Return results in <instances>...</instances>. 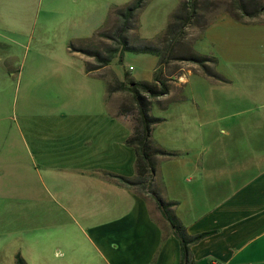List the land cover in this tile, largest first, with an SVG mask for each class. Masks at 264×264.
<instances>
[{"label":"rangeland","instance_id":"1","mask_svg":"<svg viewBox=\"0 0 264 264\" xmlns=\"http://www.w3.org/2000/svg\"><path fill=\"white\" fill-rule=\"evenodd\" d=\"M184 1L189 0H145L125 34L129 46L159 47L167 58L160 65L161 58L151 54L122 53L111 38L125 21L119 12L136 0H0V19L6 18L0 20V144L8 140L18 150L31 148L36 182L44 165L34 146L55 156L91 115L107 117L109 152L131 129L130 120L119 114V106L134 105L131 95L119 90L106 103L86 73L87 67L104 65L86 62L84 50L112 57L102 71L107 96L108 82L153 83L161 71L170 91L152 102L150 114L163 121L152 128L151 140L169 153L201 130L208 133L205 143L214 145L226 139L224 130L247 127L249 115L264 113V15L242 16L234 0H198L195 17L186 24ZM103 32L107 38L100 36ZM196 57L214 62L188 60ZM254 84L258 87H250ZM258 148L264 153L263 145ZM60 203L53 207L68 226L15 222L10 237L0 238V264H16L18 255L27 264H107L106 251L92 247L87 231Z\"/></svg>","mask_w":264,"mask_h":264},{"label":"crops","instance_id":"2","mask_svg":"<svg viewBox=\"0 0 264 264\" xmlns=\"http://www.w3.org/2000/svg\"><path fill=\"white\" fill-rule=\"evenodd\" d=\"M94 59L89 55L85 60ZM104 70L106 64L87 67L86 73L105 98ZM260 98L264 102V95ZM121 116L130 120L131 129L114 140V151L107 148V117L94 115L55 156L53 150L34 146L44 165L35 171L39 183L33 178L31 148L18 150L8 140L0 144L1 239L24 219L68 226L53 207L62 201L73 223L87 231L92 247L106 251L107 264H181L180 242L157 203L112 178H132L136 172V149L127 143L133 123ZM224 131L226 141L207 145L208 133L201 130L184 146L168 150L175 156L159 157L155 189L163 201L173 203V215L190 236L212 233L191 246L195 264H264V153L258 148L264 140H257L264 137V113L249 115L247 127ZM195 141L200 146H191Z\"/></svg>","mask_w":264,"mask_h":264},{"label":"trees","instance_id":"3","mask_svg":"<svg viewBox=\"0 0 264 264\" xmlns=\"http://www.w3.org/2000/svg\"><path fill=\"white\" fill-rule=\"evenodd\" d=\"M145 0H136V3L133 4L125 11H120L119 15L122 16L125 21L124 24L119 27L114 33V37L118 40L119 45L122 49V53L126 51L151 54L161 58L160 65L166 63L167 58L164 56L166 54L162 53V50L159 47L153 46H142L135 47L129 46L125 34L130 30V21L132 20L135 12L138 9L142 8ZM235 7L238 9V12L242 16L248 18H255L261 15H264V3L261 4L258 0H234ZM198 0H189L183 2V8L187 11L188 16L183 19L184 23L189 24L193 21L195 14L197 12ZM176 18L180 19V16ZM208 27V25L206 26ZM102 38H107L106 33H101ZM80 51V50H75ZM85 53L89 54L91 57H94L97 61L101 62L103 65H109L112 57L103 58L99 52L84 50ZM112 52H118L117 49H114ZM188 60H193L200 64H206V62H214L213 59L209 57H196L188 58ZM123 62V59L121 60ZM126 75H128L126 73ZM126 91L132 97L133 106H119V114L128 116L133 119V134L127 141V143L136 149V172L132 178L120 177L112 175V178H115V181L127 188L136 189L140 193L148 194L158 205L162 215L169 222L174 235L180 242L182 249V262L181 264H195V261L191 259L190 248L194 244L201 242L203 239L211 236L212 233H203L196 236H190L185 227L176 219L173 215L171 208L173 203H166L159 196L158 192L155 189V177L157 173V161L158 157H169L174 156L173 153H169L155 144L151 140L152 128L160 124L163 120L156 118L150 114L152 102L154 99L167 96L170 91V87L165 83L161 78V71L155 73L154 82H130L128 84L121 82L117 85L107 83V100L112 99L113 94L116 91ZM16 264H27L26 261L20 256H17Z\"/></svg>","mask_w":264,"mask_h":264}]
</instances>
